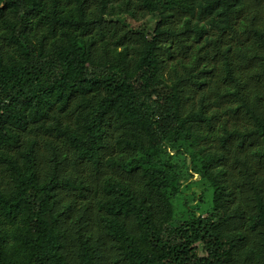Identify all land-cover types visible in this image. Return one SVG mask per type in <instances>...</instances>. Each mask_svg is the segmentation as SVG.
I'll list each match as a JSON object with an SVG mask.
<instances>
[{
	"label": "trees",
	"instance_id": "1",
	"mask_svg": "<svg viewBox=\"0 0 264 264\" xmlns=\"http://www.w3.org/2000/svg\"><path fill=\"white\" fill-rule=\"evenodd\" d=\"M0 264H264V0H0Z\"/></svg>",
	"mask_w": 264,
	"mask_h": 264
},
{
	"label": "rangeland",
	"instance_id": "2",
	"mask_svg": "<svg viewBox=\"0 0 264 264\" xmlns=\"http://www.w3.org/2000/svg\"><path fill=\"white\" fill-rule=\"evenodd\" d=\"M132 23L134 26H139L133 23L130 19H124ZM156 19H151L149 22V32L155 28ZM182 164L181 174L184 175L182 193L175 199L177 214L179 218L186 219L193 213L198 215H208L213 208V198L211 189L204 183L199 174L190 176L191 158L188 155H176L175 158Z\"/></svg>",
	"mask_w": 264,
	"mask_h": 264
}]
</instances>
